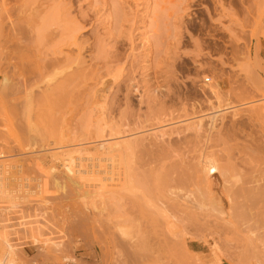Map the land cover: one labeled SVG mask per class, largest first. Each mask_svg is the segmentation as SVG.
<instances>
[{
	"label": "rangeland",
	"instance_id": "obj_1",
	"mask_svg": "<svg viewBox=\"0 0 264 264\" xmlns=\"http://www.w3.org/2000/svg\"><path fill=\"white\" fill-rule=\"evenodd\" d=\"M3 1L4 0H0L1 5ZM5 1L4 3H6L7 7L10 9H14L16 6L19 7V5L20 7L23 5H28L27 7H29L27 8L29 10L28 14L25 15L24 12V15L22 14L20 16L18 13L14 12V10H10L14 23L24 21L25 19L27 20L29 18L27 15L30 13L39 18V20H37L38 18L34 19V16H32L36 22H41L43 20L44 17L41 16H45L44 19L48 21L52 19L50 20L52 23L50 31L52 32L49 31L46 36L44 35L42 37L43 39H40L41 37L39 38L41 42L44 40L42 43L38 41V44V42H36L38 37L35 34L36 37L34 35L32 36V34H25V36H23L24 34L19 35L20 40L18 42L22 47L26 49V45L31 42L30 44H34V46L38 44L39 46H37L39 49L42 47L41 50L43 53L51 54L54 51L62 50L69 56H80L83 61L85 60L83 62L85 65L82 63V66L78 64L79 66L76 67V63L71 62L70 65L72 67L65 69L66 71L62 73L59 72L67 66L58 68V72L56 69H54L56 72L53 69H49V72H45L44 78L40 77L41 79H38L42 82L36 80V77V82L34 79L31 81V83L35 82V84L32 86L28 84V90H31L30 96H28L27 90H24L27 84L25 85L24 81L15 78L16 76L14 75L8 90H4L6 88H4L0 82V152L8 156L6 157L8 161L6 160L3 163L4 165L1 166L3 169L1 170L3 187L0 188H3L4 191L2 192L0 189V235L9 237L10 241L14 242L15 246L20 247V250L14 255L16 260L15 264H66L67 262L61 260L65 256L75 258L74 264H103V261H105L104 264H112L111 261L115 259L113 255L116 254V248H114L115 239L113 238L114 235L118 236L115 232V230L117 231V227L114 228L113 225L117 226L116 222L121 218L119 217L120 215L118 216L119 212L115 209L113 210L117 213L111 212L110 210L112 207L109 206L108 209L106 208L103 211L105 213L110 209L107 213L102 215L104 218L100 217L101 215H97L100 213V206L98 208L97 206L91 205L95 204V202L99 204L97 202L99 200L96 198V201L94 200L95 202H91L92 200L90 199L94 197L90 198V194L87 193L93 190L90 186V182H88L87 179L83 181L82 178V180H80L79 177H75L74 179L77 178L75 181L79 184L77 183V185H74L68 181L65 174L63 176V168L60 165L61 161L64 162L65 160V158H63L65 157L63 150L65 151L67 148L68 150L72 148H82V146L94 147L100 139H87V141L84 140L83 142L79 139L86 138L88 135H93L95 133L94 130L99 129V125H108L111 126V128L113 127V129L122 131L126 128L125 123H127L132 129L131 133L126 132L121 135L110 136V127L107 126L105 130L106 136L102 140L106 144L144 137L149 144H153L158 140V145L161 147L164 143H168V140L173 142L172 138L174 140L176 139V137H172L162 142L160 135L164 131L170 132V130H175L205 117L206 122L204 121L203 123L206 124H204L206 128V126H209V119L207 118L213 115L212 111H214L213 109L215 106L218 107L220 105L211 90L214 86L213 84L216 83L221 90V93L218 94L219 97H222L221 99L223 100L227 99L224 100L226 102H222L221 100V109L225 108V112L231 107L226 103L233 100L237 105L234 103H232V105H236V107L239 106L238 108L243 109L245 114H248L250 112L248 109H252V107L255 112L258 110L262 112L264 110V107H262V105L264 106V90H262L264 89V51H261V49L264 44V0ZM42 2L44 3L42 4ZM57 2L60 3L63 8L61 5L59 7ZM221 5L229 9L232 8L235 13L233 14V11L231 12V18L229 16L231 15L229 11H225L228 12L229 15L223 14L225 13V9L222 10L223 6L221 7ZM2 6L4 7L5 5ZM43 9L46 11L44 12ZM34 12L37 13V15H35ZM224 15H226L227 18ZM6 18L7 16H5V22L7 23L6 29H8L10 28L11 22ZM73 22H75V24ZM76 23L86 27L80 31L79 24ZM22 24L24 23L22 22ZM76 25H78V30L76 29L77 27H75ZM72 31L74 33V39L71 36ZM75 43L77 45H75ZM246 57H248L249 60L248 58L246 59ZM249 61H251V63H249ZM0 62L3 63L1 67L5 68L7 66L4 61L0 60ZM11 62L14 63L13 61ZM252 63L253 65H251ZM243 64L252 66L246 67L245 69L248 68L249 70V68H251V71L249 70L252 72L251 75H253V73L257 75L254 76V80H251L255 82V84H259L258 86L255 85L258 87L256 89L257 91L255 88L252 91V86L249 88L250 84L247 83V81H251L246 79H249V77H246L247 75L244 74L245 71L241 73L242 70L240 71L241 67L239 66ZM256 65L259 66L256 67ZM13 67L12 64L11 68H7L9 75L15 73L16 69L14 70ZM74 70L84 71L83 73L85 75L83 74V76H86V78H84V84L82 83V81L84 82L83 78H78L75 81H66L67 77H69ZM247 74L250 75L249 72H247ZM252 77L253 76H251V78ZM0 80H2V77H0ZM64 81L69 83L70 86L63 83ZM131 81H133L134 84H132ZM81 83L82 87L78 85ZM128 83L134 85V88L140 86V90L137 92L131 89L132 92L129 93L130 90H128L127 93V89H129L131 85ZM242 83L248 84V86ZM61 84L69 86H67L69 91L64 86L61 87L63 90H67H65L66 94H62L67 98L73 99L72 101L69 99V103H67L68 101H63V99L66 98L59 96L56 102L54 100L56 99V97L54 98V96L57 95L56 93V95L54 93L51 95L52 93H50L49 97L48 91L53 89L61 93L60 89H55L56 86H60ZM114 84H116L115 88H113ZM243 86L245 88H243ZM78 87H80V89ZM110 87L112 89H110ZM259 87H262V89H259ZM46 89L48 91H46ZM159 89L161 91H159ZM231 89H234L233 91L235 92L236 90L238 91L232 94ZM98 90H100L98 95H106L107 101H104L106 99L103 97V100L101 99L102 101L96 103L98 98H96L97 94L94 93ZM70 91L74 98L70 97ZM144 91L147 93L144 94ZM248 91L252 94V97L256 95L257 92L259 93H257L256 97L250 98L251 94L246 95ZM45 92L48 94L47 98L45 97ZM67 93L68 96H66ZM238 93L240 95H238ZM144 95L146 96L144 97ZM230 95L231 97H229ZM248 96L249 99H245V97ZM29 97L30 102L28 103ZM60 98L65 103H60L61 100L58 101ZM126 98L131 102L129 105L131 110L128 109L129 111H127L128 115L127 112L124 111L125 105H127ZM99 102H105V106H108L106 107L107 110L104 112L105 114L102 113L103 111L98 107L99 105L96 106ZM183 102L188 103L187 106H185L186 110L183 108L184 106L182 107ZM150 103L152 105H150ZM192 103H198L195 110H192V107H190ZM254 107L257 108L255 109ZM27 108L28 111L25 113ZM232 108L233 106L229 111L238 109ZM260 108L262 110H260ZM254 110L253 113H255ZM193 111L198 113L195 115ZM229 111L226 114L228 116L227 118L230 119L231 113H229ZM101 113L103 115H100ZM121 113L124 115L126 113L127 118ZM188 114H191V116ZM97 119L98 121L96 122L95 120ZM244 119L247 120L246 118ZM88 121L89 123H87ZM29 124H33V127L28 128V130L23 127V125L27 127ZM247 126L248 125L245 127V129L249 128V130H246L247 132L251 129L253 131L256 130L254 126L252 127L249 125L250 127L248 128ZM215 132L216 131L212 133L215 134ZM216 134L214 136H216ZM92 150L94 151V149ZM50 166H55L57 168L56 174H51L49 170ZM48 170L49 174H47ZM44 173L46 176H44ZM50 174L52 176H50ZM19 179H21L24 185L20 189H18ZM41 180L49 183L50 187H44L46 184H41ZM59 183L62 184L59 185ZM30 184L35 185L29 187L28 185ZM38 186L43 187L44 191ZM75 186L77 187L75 188ZM34 187L35 189H33ZM37 187L42 190H37ZM29 188L32 189V192H30ZM22 189H25V191ZM13 190L22 192L16 194ZM12 192L15 194H11ZM84 192H86L88 196ZM83 196L86 197L83 198ZM100 203L102 202L100 201ZM93 207L97 209H93ZM101 207L103 206L101 205ZM94 210L98 211L96 212ZM109 212H111L110 214L112 216L108 214ZM107 215L111 217L109 218L111 221L106 219L105 216ZM113 216L116 217L114 218L115 221ZM91 218L96 222L93 219L87 222ZM85 219H87V221ZM98 220H101V223L102 221H107L105 222L106 224H101ZM92 221L95 223H91ZM163 223L164 220L159 222V227L156 226L157 230H154V227H152L153 229L150 227V229L148 227H143L140 229L141 234L140 232L138 233V229L136 230L133 228V231H131L133 233L131 234L134 235L132 239L133 244L138 242L139 238L141 239L143 236L142 233L146 234L145 231L149 232L150 230L152 231H150L151 235L150 233L147 234H149L148 237H152L147 238V240L153 245L159 244V240H163L161 236L168 235L169 232L174 231L173 228L171 230L169 225L164 223L169 230L165 227V232H162L164 230H161V228L164 229L162 226H165ZM91 224L93 225L91 226ZM98 224H101L100 226L103 229L99 226L97 227ZM242 228L243 227H241V229ZM243 229V232L247 231V228ZM154 232H159L158 234L163 233V235L160 234V236L156 238L157 236L155 237L156 233ZM34 234H36V237L38 236L37 238L40 240V242L38 241L39 243L34 242V239L31 238ZM110 234L113 238H111V236L108 237ZM163 237L167 238L168 236ZM1 239L0 237V258H2L1 255L5 252ZM54 241H56L55 243H61V250L56 249V251H54ZM193 241L194 239L192 240L189 238L187 245L184 244L183 247V245L180 244L179 248L169 245V247L166 248L170 250V252L164 249V251L162 250V252L165 253V255L163 254L162 256L164 259L163 261L166 264L168 263L166 261H169L168 264H183L182 262L186 264H219L214 258L210 244L198 240ZM203 245L206 246L207 249H203ZM212 245H214V242ZM261 245L263 244L259 242L258 246L262 248ZM260 247L259 249H261ZM177 248L180 253L185 252L187 254L186 256H190L192 253L194 258L191 256L184 259L185 255L177 256L179 254ZM238 248L240 249L241 247L238 246ZM100 251H104V253L108 251L109 255H103L104 253ZM171 251H173V253ZM261 251L263 250L261 249ZM169 253L170 255L176 253L175 257L172 255L175 259L168 255ZM97 254L103 255V257ZM107 256H109L108 259ZM168 256H170L173 261H171L170 257V260L167 259L166 257ZM243 256L245 255H242V257ZM246 257L242 259H240V257L237 259L236 257L234 259L235 261H232V264H240L242 262V264H257L255 259H251L248 255ZM101 258L102 260L104 259L102 263L98 261L99 259L101 260ZM105 259H107V261ZM225 259L226 258H224V260ZM179 260L181 262H179ZM152 261L154 260L142 261L143 263L141 262L140 264H158L156 262L152 263Z\"/></svg>",
	"mask_w": 264,
	"mask_h": 264
},
{
	"label": "bare ground",
	"instance_id": "obj_2",
	"mask_svg": "<svg viewBox=\"0 0 264 264\" xmlns=\"http://www.w3.org/2000/svg\"><path fill=\"white\" fill-rule=\"evenodd\" d=\"M4 2L6 1L5 0L3 1L2 5H5L4 7L0 4V60L4 61L7 65L5 68L1 67L3 63L0 62L1 63L0 64V77H2V80H0V82H1V85L4 88H6L4 90H8V88L11 86L12 77L16 76L15 78L21 79L22 81H24L25 85L27 84V86L24 85L26 87L24 90H27L26 92L28 96H30L31 90L30 91L28 90L29 88L28 86L29 85L32 86L33 84H35L36 77H37L36 80H38L40 77L45 76L44 75L45 72H47L49 69H53V70L56 69L57 71L58 68L67 66L68 68L67 67L63 68L59 72V73H62L63 71H66L65 69H69L72 67L70 65L71 62H75L76 67H78L79 65L82 66L81 64L85 60L83 61V59L80 56L72 57V56L67 55L62 50L54 51L51 54L45 53V52L43 53V51L41 50L42 47L41 49H39L38 44L39 42H41L40 39H43L42 37L44 35L46 36V34L50 31V27L52 26V23L50 22V20L52 19L48 21L44 19L45 16H41V17H44L43 20L42 21L40 20L41 22L37 21L38 22L37 23L34 19H37L38 17L30 13L29 15H27L29 16L27 20L25 19L24 21L14 23L12 20V16H11L12 13H10V10H14V12L18 13V15L20 16L24 12H25L24 13L25 15L28 14L29 10L27 8L29 7H27L28 5L27 6L23 5L21 7L19 5V7L16 6V8L10 9L7 7V4ZM43 3L44 2H42V4ZM58 4L60 7L61 4L60 3ZM222 6L223 5H221V7ZM223 7H222V10L225 9L224 12L229 11V14L231 15H229L228 12H225L223 14L229 15L231 18L232 13L234 14L235 12L232 10V8L229 9V8H226L225 6ZM43 10L44 12L46 11L45 9ZM35 15H37V13H35ZM5 16H7L8 21L11 22L10 28L8 29H6L7 23L5 22ZM32 16H34L33 17L34 19L32 18ZM224 16L227 18L226 15ZM37 20H39V18ZM53 21H54V18H53ZM22 22L24 24H22ZM73 23L75 24V22ZM76 24H79V23H76ZM77 26L78 25H76L75 27ZM85 27L86 26L79 24L80 31L81 29L83 30ZM76 29L78 30V27ZM25 34L26 35L32 34V36L35 34L38 37L36 40V42L39 41L37 44L38 46L36 44L34 46V44H30L31 42H29V44L26 45L27 46L26 49L22 47L20 43L18 42L20 40L19 35L25 36ZM71 34H72L71 36L73 37V34H74L73 31ZM74 38L75 37H73V39ZM76 43L75 45H77ZM247 58L248 57H246V59ZM11 61H13L14 63H12ZM249 63H251V61H249ZM12 64L14 66L13 67L14 70L15 69L16 70H15V73L13 72L14 74L12 75L10 74L11 75L10 76L9 72L7 71V68L8 67L11 68ZM83 64L85 65V63ZM248 64L247 65L243 64L244 66L240 65L239 67H241L240 68V71L242 70L241 73L245 71L244 74L247 75L246 77H249V79L248 78L246 79L251 81V80H254V76H257V75L256 74L254 75V73L253 75H251L252 74V72H250L251 68H249L250 71L248 70V68L245 69L246 67H252V66H249ZM255 64H256V61H255ZM251 65H253V63ZM259 65H256V67H258ZM83 72L84 71L82 70H77V71L74 70L73 73L69 75V77H67V80L66 79L65 80L68 82L69 80L75 81L78 78H83L84 82L82 81V83L84 84L85 83L84 78H86V76H83L84 74ZM247 72H249L250 75L247 74ZM251 76L253 77L251 78ZM33 79L35 82L31 83ZM38 81H41V80H38ZM66 81H64L63 83H66ZM82 83L78 85H81L80 87H82ZM131 83L134 84L133 81H131ZM247 83L250 84L249 88L250 86H252V91L254 88L256 90L258 88L257 86L259 85V84H255V82L253 81L251 82L247 81ZM66 84L69 85V83H66ZM132 84L130 85V88L128 87L129 89H127V93H128V90H130L129 93H131L132 92L131 89L137 92L138 90H140V86H137L136 88H134L135 86ZM65 85L61 84L60 86L59 85L56 87L54 86L56 90L60 89L61 93H59L58 90L55 91L53 89L51 90L52 91L51 92L46 89V91H48L49 97H50V93H52L51 95H53V93L54 94L56 93L57 95L55 94L56 96H54V98L56 97V99H54L55 101L57 100L58 96L62 98H66L67 100L63 99V101L65 100V102H67L69 99L70 101H72L73 99L67 98L64 96L67 90L66 89L63 90V88L61 87L64 86L65 88H67L68 85L66 86ZM213 85L214 86L211 89L212 93L215 95L220 105L219 106L217 105L218 107L215 106V108L212 106L214 108L213 109L214 111H212L213 115L207 118L209 119L208 121L209 126L208 127L206 126V128H205L206 124L203 123L204 121L206 122L205 120L206 117H205V118H200L197 121L188 123L185 126L179 127L175 130H170V132L164 131L160 135L162 142L168 139H171L172 137H176V139L174 140L172 138L173 142H171V140H168L169 142L164 143L163 146L161 147L160 145H158L159 143L158 140L155 141L153 144H149L146 142L144 137L143 138L139 137V139L136 138L133 140L127 139L125 141L123 140V142L120 141V142H115L113 144L111 143L106 144L102 140L106 136L105 130L108 125H104V126L99 125V129L98 130L95 129L94 130L95 133L93 135L91 136L88 135L86 138L79 139V140H82V142L84 140L87 141V139L88 140L90 139L99 140L100 139L99 142L94 147H85V146L83 147L82 146V148L80 147L72 148L69 150L68 148L67 149L65 148L66 150L65 151L63 150L64 153L61 152L65 155V157H63L65 158L64 162L61 161V164H60L64 172V173L62 172L61 173L63 174V176L65 174L68 181H70L74 185H77L78 183L75 181L77 179V178L74 179L75 177H79L80 180L83 179V181L84 179L85 180L87 179L88 182H90V186L93 190L87 193L90 194L91 196L90 198H93V197L94 198L93 199L89 198V199L92 200L91 202H95L96 198H98L99 201L97 202L103 206L101 207V205L97 204L96 202L95 204L91 205V206H97L98 208L100 206L99 208L100 213L97 215H101L100 217H102V215H104L110 210L109 209L105 213L103 212L106 208L108 209L109 206L112 207V209L110 210L111 212H116V211L119 212L118 216L120 215L119 217L121 218L120 220H118L119 217L117 216L118 217L117 219L118 222H116L117 226L113 225L114 228L117 227V231L115 230V232L116 234H118V236L114 235V238H113L111 234L108 235V237L111 236V238L115 239L114 248H116V251L115 250L113 251H115L116 254L113 255L114 252L112 251L113 252L112 255L115 258L114 259L111 257L112 259H114V261H111L112 264H132V263L135 264L137 262H139L137 264H140L142 261H147V260H154L152 261V263L156 262L158 264H166L163 261L164 259L162 258L163 254L165 255V253H163L162 250L164 249L165 251L170 252V250L166 248V247H169V245H171V247L176 246L179 248V245L181 244L184 247V244L187 245L189 238L192 240L194 239V241L198 240V241H203L205 243L210 244L214 258L216 259V261H218L219 264L221 263L222 264H227V263L232 264V261L236 257L237 259L239 257L240 259H242L243 257H246L247 255L251 259H255L257 264H264V113H263L264 110L262 112L259 110L255 112V110L252 107V109L251 108L248 109L250 110V112L249 113L246 112L248 114H245V111L243 109L241 108L239 109L238 108L239 106L236 107L237 104L234 103L235 101L233 100L234 102L231 101V102H227L226 104L228 106H231V107L233 106V108H238V109L232 108L233 109L232 111H229L231 107L230 109H228L229 113H231L230 114L231 117L229 119L227 118L228 116L226 114L228 113V111L225 112L226 110L225 108L221 109V106H222L221 100L222 102H226L224 100H227V99H224V100L221 99L222 97H219L218 95L219 93H221L219 85L217 83ZM115 86L116 84L113 85V88H115ZM246 86H248V84ZM80 87L78 88L80 89ZM243 88L245 87L243 86ZM67 89L69 91V88ZM110 89L112 88L110 87ZM234 89H231L232 94L233 92L237 93L238 91L236 90L235 92L233 91ZM237 89H238V86H237ZM259 89H262V87H259ZM100 90L96 91L97 93L93 92L94 94H97L96 98H98V100L95 98L97 100L96 103L98 101H102L103 97L106 99L104 101H107L106 95L104 94L98 95V92H100ZM159 91L161 90L159 89ZM259 92H262V91H259ZM145 93L147 92L144 91V94ZM48 94H46L45 96L46 98ZM248 94H251V93H249L248 91L246 95ZM72 95L73 94L71 92L70 97L74 98ZM238 95L240 94L238 93ZM256 95L252 97V94H251L250 98H254L256 97ZM66 96H68V93ZM145 96L146 95H144V97ZM229 97H231V95ZM128 98H126L125 100H127ZM246 98L249 99V96L245 97V99ZM60 100H61L60 103H65L62 101L61 98L58 99V101ZM113 100H114V96H113ZM70 101H68L67 103H69ZM129 101L130 100H127V105H125L126 106L125 108L127 110L124 108V111L126 112L131 110V107L129 106L131 102ZM29 102H30V97H29L28 103ZM102 103L99 102L98 104H96V106L99 105L98 107H100L101 110L103 111L102 113H104L105 110H107L106 107L108 106H105V102L103 104ZM232 103L236 105L234 106L232 105ZM187 104H188L187 102H183L182 107L184 106L183 108L185 110H186L185 106H187ZM150 105L152 104L150 103ZM196 106H198V103H192L190 107H192V110L193 109L195 110ZM257 107H254V108L256 109ZM262 107L264 106L262 105ZM184 109L182 110L185 111ZM253 110L255 113H253ZM260 110L262 109L260 108ZM27 111H28V108L25 110V113ZM102 113L100 115H103ZM197 113L195 112V115ZM127 115H128V112H127ZM188 115L191 116V114H188ZM245 115H248V116H245ZM124 117H126V113ZM244 118H246L248 121L245 120ZM95 121L97 122L98 119ZM26 123H30V122H26ZM87 123H89V121ZM125 125L124 126L126 128L122 131L113 129V127L111 128V126H108L110 127L109 135L116 136V135H121L126 132L131 133L132 129L130 126H128L129 124L127 125V123H125ZM246 125H248L247 128L250 126L252 127L254 126L256 127L255 128L256 130L253 131L251 129L250 131L247 132L246 130H249V128L245 129ZM23 127H25L28 130V128L33 127V124L32 125L29 124L27 127L23 125ZM214 131H216L215 134L217 133L216 136H214L215 134H213ZM92 149H94V151ZM6 157H8L6 156V154H3L2 152H0V187H3V183L1 181L2 180L1 170L3 169L1 166H3L4 165L3 163L8 159ZM49 170L51 174L54 175L56 174L57 168L55 166H50ZM49 170L47 171L48 173L46 172L47 174H49ZM51 174L50 176H52ZM44 176H46L45 173H44ZM21 179H19L20 182L18 184V187H19L18 189L24 186L22 184ZM43 181L41 182V184L44 183L46 184V186L44 185H41V186H44V187L49 186V183L43 182ZM53 182H58V181H53ZM62 183H59V185ZM24 184H27V183H24ZM14 185H17V184H14ZM31 185H35V184H30L28 186L30 187ZM65 185L67 186L66 183ZM41 186H38V187H41ZM38 187H37V190L43 189L44 191L43 187H41L42 189L41 188L38 189ZM76 187L77 186H75V188ZM33 189H35V187ZM1 190L2 192L4 191L3 188ZM29 190L30 192H32V189L29 188ZM13 191L16 192L15 190ZM23 191H25V189ZM18 192L21 193L22 191H18ZM18 192H16V194ZM11 194H13V192ZM85 197L83 196V198ZM100 201L102 203H100ZM93 209H97V208L93 207ZM113 209H115L116 211ZM94 211L97 212L98 210H94ZM111 212H109L108 214H110ZM115 216H113V219L116 218ZM105 217L106 219L111 218V217H108V215ZM87 219L85 220L87 221ZM92 219L93 218L89 219L87 222L91 221ZM163 220L165 224L169 225V228H171V230L172 228L174 229V231L169 232L168 235L166 233H164L166 235H163V233H160L163 236H166V237L168 236L167 238H164L163 236H161L163 240H159V244L153 245L151 242H149V240H147V238L152 237V236L148 237L149 234L147 233H150L151 235L152 231L150 230L151 231L150 232L148 230L149 232H147L145 230H142V231H145L146 234L142 233L143 236L141 237V239L139 238V241L133 244L132 239L134 238V235H132L133 233L131 232L133 231V228H135L136 230L138 229L139 230L138 233L140 232V234H141L140 229L143 227H148V228L154 227V230H157V227H159L158 226L159 222ZM94 221H92L91 223L96 222ZM106 221H102L101 223V220L100 221L98 220V222L101 224H106L105 223ZM112 223L115 224L114 222ZM101 224H98L97 227L99 226L100 228H102L100 226ZM92 225L93 224H91V226ZM166 226L167 225L162 226L164 228V229L161 228V230H164L162 232H165ZM241 227H243L244 229L247 228V231L243 232L242 231L243 228L241 229ZM169 228L167 229L169 230ZM108 230H111V229H108ZM156 234H155V237L157 236L156 238H158L160 234L158 235ZM0 237L2 238L1 240L5 248V252H3V255H1L2 258H0V264H15L16 260H15L14 255H16V252L20 250V247L15 246L14 242H11L9 237L5 235L4 236L0 235ZM37 237H36V234H34L32 235L31 238L34 239V242L39 243L40 240ZM150 241H153V240H150ZM55 242L56 241H54V243ZM213 242H214V245H212ZM259 242L263 244L261 245L262 248L258 246ZM235 244H237L241 248L239 249L238 246ZM54 246H55L54 251H56V249L59 250L62 245L61 243L60 244L55 243ZM259 247L263 251H261ZM178 248H177V251H179ZM202 248L207 249V247L204 245L202 246ZM100 252L104 253V251H100ZM171 252L173 253V251ZM178 253H177L178 254L177 256L185 255L184 259L186 257L189 258L193 256L192 253L190 256H186L187 254L185 252L180 253L179 251ZM107 254H108V251H106L103 255H107ZM175 254L170 255L169 253L168 255H170L171 257L173 255V257H175ZM97 255H100V254H97ZM103 255L102 256L100 255V256L103 257ZM242 255H245V256L242 257ZM170 256L166 258L170 260L171 258ZM108 258L109 256H107V259ZM172 258H171V261L175 259V258L173 259ZM224 258L226 259L224 260ZM246 258L249 259L248 257ZM107 259L105 260L107 261ZM61 260H63L64 262L70 263V264L75 263V258L70 257V256L69 257L65 256ZM103 260L101 258V260L99 259L98 261L102 263ZM180 260L179 262H181ZM104 262L105 261H103V264ZM166 262L169 263V261H166ZM182 263L186 264L184 262Z\"/></svg>",
	"mask_w": 264,
	"mask_h": 264
},
{
	"label": "crops",
	"instance_id": "obj_3",
	"mask_svg": "<svg viewBox=\"0 0 264 264\" xmlns=\"http://www.w3.org/2000/svg\"><path fill=\"white\" fill-rule=\"evenodd\" d=\"M261 51H264V44L262 45V49H261Z\"/></svg>",
	"mask_w": 264,
	"mask_h": 264
}]
</instances>
